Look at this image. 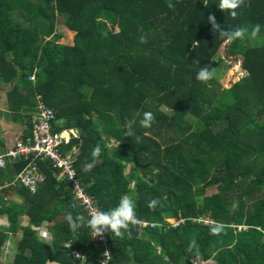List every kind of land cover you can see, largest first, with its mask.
<instances>
[{"label": "trees", "instance_id": "trees-1", "mask_svg": "<svg viewBox=\"0 0 264 264\" xmlns=\"http://www.w3.org/2000/svg\"><path fill=\"white\" fill-rule=\"evenodd\" d=\"M217 3L0 0V80L20 78L34 94L33 116L40 95L65 128L78 131L63 150L77 148L75 168L100 211L126 195L137 218L156 224L140 236L130 223L121 236L110 231L109 264H194L195 257L203 263L264 264V0H242L235 16ZM209 14L220 28L248 31L241 39L223 40L208 23ZM59 19L62 29L73 32L70 43L56 30ZM257 24L261 28L253 37ZM223 43L226 56L239 57L244 76L229 88L213 75L196 80L198 66L209 67ZM145 111L154 116L148 128L139 126ZM126 122L132 136L125 135ZM98 144L100 157L93 158ZM134 152L139 165L149 166L135 167ZM27 163H12L9 178L18 182ZM38 165L46 181L35 195L2 182L3 190L22 199L0 209L10 218L8 228L0 227V253L9 236L21 231L5 264H99L101 247L91 242L84 217L69 208V188L56 180L47 161ZM211 186L217 193L206 195ZM153 199L157 203L150 207ZM68 213L79 222L75 230ZM178 215L183 224L159 226L166 216ZM21 216L28 217L27 227L19 226ZM45 223L50 243L37 235ZM217 224L223 228L213 234ZM69 241L86 255L84 263L63 247Z\"/></svg>", "mask_w": 264, "mask_h": 264}, {"label": "built area", "instance_id": "built-area-1", "mask_svg": "<svg viewBox=\"0 0 264 264\" xmlns=\"http://www.w3.org/2000/svg\"><path fill=\"white\" fill-rule=\"evenodd\" d=\"M30 79L32 80L33 77H30ZM37 100L36 114L31 119L30 136L27 140H16L10 147L0 148V169L7 167L8 164L12 165L19 159L28 160L27 165L18 174V185L33 191L35 187L45 182L46 179L38 162L47 161L56 180L70 188L69 192L74 196L71 207H81L80 209L86 214L85 225L89 227L87 219L100 210L96 200L85 192L78 178V172L75 168V149L63 150L64 144L68 143L71 137H77V135L72 129H66L63 121L58 124L53 123L55 119L53 110L45 106L41 96H37ZM209 220L204 218L202 222L206 224L211 222ZM183 223L184 219L179 216L178 219L165 220L161 226L164 229H169ZM130 224L136 225L139 230L156 226L155 223L143 220ZM91 235L95 245L101 247L99 264H109L111 261L109 249L110 231H104L97 235L91 230ZM70 254L75 260L81 261V263H84L86 259L85 254L76 250H71Z\"/></svg>", "mask_w": 264, "mask_h": 264}, {"label": "clouds", "instance_id": "clouds-1", "mask_svg": "<svg viewBox=\"0 0 264 264\" xmlns=\"http://www.w3.org/2000/svg\"><path fill=\"white\" fill-rule=\"evenodd\" d=\"M241 3H242V0H218V3L216 4V6L220 10H223V9L233 10L230 12V14L232 16H235L236 12L234 10L237 9ZM207 20H208V23L212 25V29L215 33H217V36L223 40L228 41V42L243 38L245 36V33L248 31V29L245 27H235L232 29L220 28L219 24L216 22L213 14H209L207 16ZM260 28H261V26L259 24L253 26L251 29V36L255 37L259 33ZM192 62L194 65H197V66L199 65L198 60H193ZM30 77H33V79H34V76H30ZM30 77H29V79H30ZM211 77H212V71L209 70L208 66H198V71L196 72V76H195L196 80H198L200 82H206L209 79H211ZM37 96H40V95H37ZM32 117H33V113H32ZM153 119H154L153 113L150 111H145L142 114V119L139 120V126H141L143 128L151 127V123H152ZM125 128H126V132H125L126 136H132L134 134V130H133L130 122L125 123ZM75 138H77V137H75ZM72 148L75 149L74 154L76 155L77 148L76 147H72ZM101 151H102V149L99 146V144L96 145L92 149V152H91L92 157L93 158L100 157ZM9 166H11V165L8 164L7 167L0 169V172H2V175H0V176L1 177L3 176L2 180L4 182H8L6 185L3 186L4 188L10 187L14 190H16V188H22L24 191H26L27 193H29L31 195H35L39 192V190L42 187V185L44 184V182L42 184L38 185L37 187H35V189L33 191L31 189L28 190L27 188H25L21 185H18V182L15 179L9 178V176L7 175V172H5ZM85 167L90 169L92 167V165L87 164V165H85ZM78 176H79V174H78ZM45 177H46V175H45ZM78 178H79L82 186L84 187L85 192L87 193L86 188L80 179V176ZM45 181H46V179H45ZM3 187L0 186V190H3ZM69 194H71V193L69 192ZM71 196H72V198H71V201L69 203V208L72 210L79 211L78 218L84 217V221H83L84 227L88 230L89 235H90V240L93 243V245H95V243L92 239L91 230L93 232H95L97 235L103 233L104 231H108V232L111 231L116 236H121L122 235V231H121L122 229H127L129 223H137L139 220V219L137 220V217L135 215V206H134L133 201L131 199H129L128 196L122 195L115 207H113L107 211H97L95 214L91 215L87 219V225L90 227L89 228L85 225L86 214L80 209L81 207H75V208L71 207V203L74 201V196L72 194H71ZM89 196L92 197L91 195H89ZM92 198L95 199L94 197H92ZM96 203H97V201H96ZM156 203H157V201L155 199H153V200L149 201V206L150 207L155 206ZM11 204H12V202L9 199V196L3 195L2 193H0V209H1L2 205H5L7 207L8 205L11 206ZM97 206H98V204H97ZM98 209L100 210L99 206H98ZM42 210L43 209H41V211ZM6 216H8V213H6ZM179 216L180 215H178L177 217H167L166 216L165 218H163L164 219L163 221L165 222V220H167V219H169V220L178 219ZM66 219H67L68 226L71 229L75 230L79 227V222L76 219H74V217L71 213H68L66 215ZM201 220H202V218L196 219V221H201ZM163 221H161V222H163ZM161 222H159V226H161ZM133 226H136V225L133 224ZM40 227L37 229V235L42 234V237H43V238H41L42 241L50 243L51 235H49L46 231H41ZM222 228H223V225L217 224L216 226L211 228V232L213 234H218L222 230ZM164 230H166V229H164ZM138 231L141 233L142 229H140V230L138 229ZM111 232H110V236H111ZM192 243L194 244V241ZM72 244H73V242L71 243L69 241L63 245L64 248H67L69 250V255L71 258H73L70 254L71 250H76V251L83 253L81 249L77 250V249L73 248ZM110 253H111V250H110ZM13 254H14V252H12V256H13ZM111 259H112V255H111ZM196 263L203 264V262H201L199 259Z\"/></svg>", "mask_w": 264, "mask_h": 264}, {"label": "crops", "instance_id": "crops-1", "mask_svg": "<svg viewBox=\"0 0 264 264\" xmlns=\"http://www.w3.org/2000/svg\"><path fill=\"white\" fill-rule=\"evenodd\" d=\"M67 33H71V38L73 37V32L65 31ZM29 79V78H28ZM29 81H32L29 79ZM31 90L22 83L20 78L12 81H4L0 80V148H6L12 146L16 140H24L30 136L31 130V119H32V112L33 106L31 104L32 98ZM37 96V95H36ZM29 97V99H27ZM18 105V106H16ZM30 120V126L28 125V121ZM7 175H11L10 169L6 170ZM3 176H0V186L3 182ZM3 195H7L11 197V202L17 203L18 205L22 203V199L17 192L12 190H0ZM139 219V218H137ZM9 213L8 216L0 215V227L8 228L9 226ZM141 220V219H139ZM29 225V219L27 216H21L19 218V226L20 227H27ZM48 225L43 224L40 227L41 231H46L49 235V228ZM17 233L10 235L9 238L6 240L5 245L7 244L8 240L17 234L20 235L21 238V231L20 228L17 229ZM138 231V230H137ZM138 235L140 236L141 233L138 231ZM42 237L41 235H38ZM138 236V237H139ZM19 238V240H20ZM19 240H16V244ZM51 242V241H50ZM5 246L2 247V250ZM12 252L16 251V245L14 248H11Z\"/></svg>", "mask_w": 264, "mask_h": 264}, {"label": "rangeland", "instance_id": "rangeland-1", "mask_svg": "<svg viewBox=\"0 0 264 264\" xmlns=\"http://www.w3.org/2000/svg\"><path fill=\"white\" fill-rule=\"evenodd\" d=\"M62 21H63V19L58 20L59 24H58L56 30L58 32L64 33L66 35L64 42L70 43L71 33L64 32V29H62V26H60V24L62 25ZM225 47H226L225 43L220 46L219 50L217 51V54L213 58V63H211L209 66V70L212 71V75L215 77V79L218 81V83L221 85L222 88H229L231 85H233L235 82H237L241 77H243L245 73H244V71H242L240 69L239 57L234 56V55L226 56L225 55ZM160 110L167 112V113L171 112L169 109H166L162 106H161ZM54 115H55V113H54ZM60 122H62V120H57L55 117L53 123L58 124ZM72 131H74V133L76 135H78L77 130L72 129ZM27 139L28 138H26L24 140H27ZM112 144H113V142L111 141V139H109L107 141V145L111 146ZM130 166L131 165H127L125 173H127L129 171ZM135 167H137V166L135 165ZM135 172L136 171L133 170V174H135ZM217 191L218 190L216 187L211 186V187L207 188L206 195L215 194V193H217ZM19 238H20V235L17 234L16 236H13L12 238H10L8 240L4 249L0 253L1 264H5L7 260L11 261V259H12V249L11 248H14V246L16 245V240H19ZM39 238L41 239L43 237H39ZM197 259H198V257H195L194 259H192L191 260L192 263L195 264L198 261ZM213 263H214L213 261H208V262H205L203 264H213Z\"/></svg>", "mask_w": 264, "mask_h": 264}, {"label": "water", "instance_id": "water-1", "mask_svg": "<svg viewBox=\"0 0 264 264\" xmlns=\"http://www.w3.org/2000/svg\"><path fill=\"white\" fill-rule=\"evenodd\" d=\"M96 136H97V131H94L93 132ZM97 139H99V137H97ZM140 151V149L137 150V152ZM137 152H134L133 154V157H132V160H133V164L136 165L137 167H139L140 169H145L146 167L149 166V163L147 164H144V165H139L138 162H137V158H136V154ZM192 252V250H187L186 254H185V257L188 258L189 257V254ZM198 260V259H197Z\"/></svg>", "mask_w": 264, "mask_h": 264}]
</instances>
